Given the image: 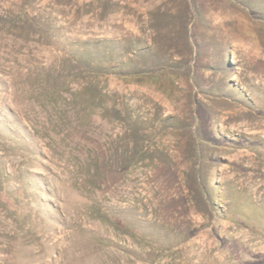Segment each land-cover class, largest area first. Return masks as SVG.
<instances>
[{
	"label": "rangeland",
	"instance_id": "1",
	"mask_svg": "<svg viewBox=\"0 0 264 264\" xmlns=\"http://www.w3.org/2000/svg\"><path fill=\"white\" fill-rule=\"evenodd\" d=\"M0 264H264V0H0Z\"/></svg>",
	"mask_w": 264,
	"mask_h": 264
}]
</instances>
